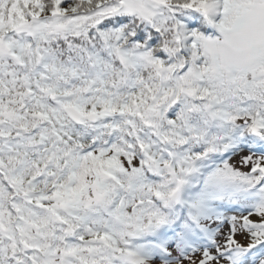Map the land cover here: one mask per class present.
<instances>
[{
  "label": "snow or ice",
  "instance_id": "6c2138e0",
  "mask_svg": "<svg viewBox=\"0 0 264 264\" xmlns=\"http://www.w3.org/2000/svg\"><path fill=\"white\" fill-rule=\"evenodd\" d=\"M0 264H264V0H0Z\"/></svg>",
  "mask_w": 264,
  "mask_h": 264
}]
</instances>
